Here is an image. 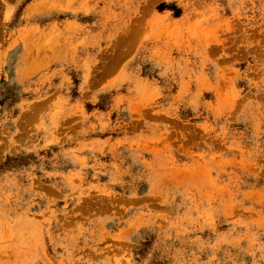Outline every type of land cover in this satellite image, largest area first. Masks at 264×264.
I'll return each instance as SVG.
<instances>
[{
  "label": "rangeland",
  "instance_id": "rangeland-1",
  "mask_svg": "<svg viewBox=\"0 0 264 264\" xmlns=\"http://www.w3.org/2000/svg\"><path fill=\"white\" fill-rule=\"evenodd\" d=\"M0 264H264V0H0Z\"/></svg>",
  "mask_w": 264,
  "mask_h": 264
},
{
  "label": "trees",
  "instance_id": "trees-1",
  "mask_svg": "<svg viewBox=\"0 0 264 264\" xmlns=\"http://www.w3.org/2000/svg\"><path fill=\"white\" fill-rule=\"evenodd\" d=\"M162 9L165 8L164 6L161 7Z\"/></svg>",
  "mask_w": 264,
  "mask_h": 264
}]
</instances>
